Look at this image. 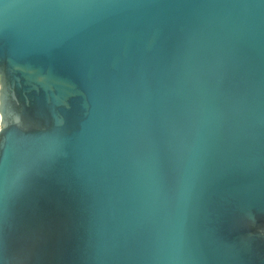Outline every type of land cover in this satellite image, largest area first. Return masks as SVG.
Segmentation results:
<instances>
[{
  "label": "water",
  "instance_id": "95a60500",
  "mask_svg": "<svg viewBox=\"0 0 264 264\" xmlns=\"http://www.w3.org/2000/svg\"><path fill=\"white\" fill-rule=\"evenodd\" d=\"M0 264H264V0H0Z\"/></svg>",
  "mask_w": 264,
  "mask_h": 264
}]
</instances>
